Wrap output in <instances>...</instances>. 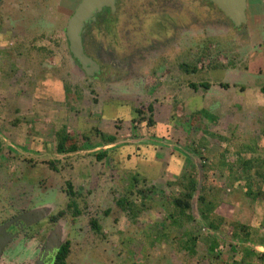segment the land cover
<instances>
[{"label": "rangeland", "instance_id": "374dc122", "mask_svg": "<svg viewBox=\"0 0 264 264\" xmlns=\"http://www.w3.org/2000/svg\"><path fill=\"white\" fill-rule=\"evenodd\" d=\"M79 1H0V219L9 215L4 210L20 208L18 199L30 207L44 198L62 203L70 181L81 192L84 212L69 224L68 264H205L214 258V264H237L242 249L253 245L232 239L228 226L217 235L200 220L172 226L164 202L178 194L172 184L201 155L215 162L222 153L230 165L239 150L246 157L264 156V0L248 1L240 31L222 15L194 19V6L200 11L203 0L193 1L187 23L178 0H125L127 17L118 29L125 47L112 55L106 79L85 76L68 51L64 29ZM132 26L142 30V41L133 42ZM160 51L166 55L158 56ZM180 64L197 72L187 74ZM191 82L210 87L193 90ZM64 85L75 95L65 98ZM141 104L153 105L154 126L136 118L134 108ZM202 109L217 123L202 115L190 126V115ZM64 126L72 136L89 137L90 149L58 154L55 132ZM97 130L117 141L102 146ZM104 151L98 161L96 154ZM42 161H57L59 172ZM212 179L220 186L216 215L257 226L262 235L264 201L246 198L226 171ZM148 189L141 201L138 190ZM119 198L141 208L137 218L117 207ZM90 218L99 221L104 238L92 232ZM187 232L197 238L194 256L182 248ZM213 239L218 247L211 253ZM247 262L260 264L257 258Z\"/></svg>", "mask_w": 264, "mask_h": 264}, {"label": "trees", "instance_id": "16d2710c", "mask_svg": "<svg viewBox=\"0 0 264 264\" xmlns=\"http://www.w3.org/2000/svg\"><path fill=\"white\" fill-rule=\"evenodd\" d=\"M182 2V6L180 8L186 13V23L188 22V12L192 11L193 4H195L194 0H178ZM116 11L112 14L109 8H104L101 12L97 13L94 21H90L87 23L84 33L82 35L83 48L86 54L89 56L97 53L98 51L104 52V54L110 60L112 55H117L121 51L124 50V41L121 38V33L119 32V27L127 17V12L125 11V0L118 1L116 3ZM181 5V4H180ZM198 6H194V11H197L194 19L200 20L203 15L205 17L222 15V13L210 2L203 0L202 4H200V11L197 9ZM223 16V15H222ZM153 16H150L152 19ZM193 20V19H192ZM190 22V21H189ZM183 23V22H182ZM245 28V24H242L238 29L239 31ZM140 28L138 26H132L130 30V36H132L133 42L135 40L142 41V38H137L141 34ZM150 32V31H149ZM150 33H155L150 32ZM156 36V35H155ZM142 39V40H141ZM44 49V48H41ZM106 58V57H105ZM180 70L187 74H194L197 72L195 66H191L189 64H180ZM111 69V67H109ZM102 73V72H101ZM103 75V74H102ZM109 76L107 70L104 72L103 79H106L105 76ZM222 88H227V85L220 84ZM189 87L193 90H198L202 88L204 91L209 89V85L205 82L201 83H189ZM64 96L65 98H70L72 95H75V91L64 85ZM262 94H264V86L260 88ZM134 113L139 122H146V125L152 127L155 125L153 120V105L152 104H141L134 108ZM204 115L207 119L209 118V122L217 123V118L215 116H211V113L205 109L199 110L198 112H194L189 117V125L195 127L196 122L199 121L201 117ZM146 116H148L146 118ZM135 119V118H134ZM133 119V121H134ZM98 134L102 146L112 145L117 141V137L115 135H106L100 132L95 131ZM211 137L218 139L219 141H223L228 143L229 140L217 134H210ZM55 151L58 154L66 155L71 153H76L82 149H90L89 137L81 136H72L67 132L66 127H61L59 130L55 132ZM242 149V148H240ZM247 151L249 153H253L254 150L248 148ZM107 155V152H100L96 154V159L98 161H102L104 157ZM219 159H215V162H211L205 155H201V168L203 172V180L200 188V192L198 195L197 207L199 216L204 223V225L211 229L214 232L220 231L224 226H228L231 231H227V234L232 237V239L240 240L243 243L250 244L253 246H263L264 247V233L260 235L259 229L257 226L252 225H244L236 222H227L226 219L219 217L216 215L215 211L217 207L220 205L221 200L219 197L220 186L215 184V181L212 179V176L218 171H226L228 172V176L230 179V185L240 187L244 196L252 201L262 199L264 201V156H242V151L239 150L235 153L236 163L235 165L228 164L224 155L221 153ZM28 163H31L32 160H26ZM34 162V161H33ZM41 163L45 164L50 170L59 172L57 167V161H42ZM233 166L238 167L235 171ZM2 168V166H0ZM139 176H132V184H137L139 182ZM197 167L190 166L185 173L176 180L175 185L178 188V194L174 196H169L164 202V209L166 210L167 218L170 221L172 226L180 223H189L193 222L194 218L192 216V199L196 191V186L198 183L197 180ZM145 181V180H144ZM153 189V188H151ZM151 189L148 190H138V194L140 195L141 201H145L148 198L149 193L152 192ZM64 194L70 200V203L67 205L68 212L74 218L79 217L83 214L84 210H80L78 205L73 201L75 198L81 197V193L74 190V187L70 181H66V186L64 190ZM64 197V196H63ZM49 199V198H48ZM52 200V199H51ZM43 202L46 204L37 205L35 209L47 208L50 209V216L55 210L57 202L54 201L53 204L47 199H43ZM141 207L144 206V202H140ZM116 205L118 208L129 214L133 219L137 218L138 213L141 208H137L134 202H130L126 198H120L116 200ZM108 214V211L104 212V216ZM47 216V217H48ZM63 216V213H58L54 215V220L56 221L58 218ZM264 226V221L262 222ZM262 224H258L260 228ZM89 225L92 232L104 238L103 230L101 225L99 224L96 218L89 219ZM186 239L182 241V248L188 253L190 256H194L196 254L197 247V238L192 234L187 232L185 234ZM218 247L217 240L213 239L208 247L211 253ZM71 251L69 248V242L57 253V264H66V260L68 259ZM240 261L237 264H251L247 261H251L254 258H257L260 264H264V253L258 252L254 249H242L240 253Z\"/></svg>", "mask_w": 264, "mask_h": 264}, {"label": "flooded vegetation", "instance_id": "af4514ba", "mask_svg": "<svg viewBox=\"0 0 264 264\" xmlns=\"http://www.w3.org/2000/svg\"><path fill=\"white\" fill-rule=\"evenodd\" d=\"M118 1L119 0H116L115 4ZM102 10H104V8ZM174 44L175 43H173V45ZM168 46V42L164 43L162 44V49H165ZM100 54L103 55L101 56ZM157 54L158 56L166 55V53H163V51H160ZM104 56L106 58H104ZM89 57L92 58V60H94L99 67V70L96 71L93 76H91L95 79H97V76L99 75H104V72L107 70V68L112 66V60H114L113 56H111L109 60L108 57L101 51H98ZM82 73L85 76H88L85 72L82 71ZM125 73L126 72L123 71L120 74L125 75ZM77 192L81 193L80 191ZM80 199L82 200V203H84V199L82 197H77L73 199V201L78 205L80 210H83V208L80 206ZM26 201H20V199L15 200L14 204H19L20 208L14 210L13 213L9 212L11 209L4 210L3 213L5 215H9L0 219V226L4 227L2 230L0 229V240H7L5 246L0 251V264H57V253L68 242L71 251L69 224L71 223L70 225L73 226V222H75V220L78 218L71 216L69 219L71 222H69L66 218V216L70 214L67 209V205L70 203V200L64 194V200L62 203H57L56 210L46 219L37 222H33L32 218L34 214L32 213L30 214L29 218L27 217L24 220L19 219L20 216L27 215L28 212L35 210L34 208L37 206L35 204V206L30 207L26 204ZM38 204L43 205L46 204V202H40ZM58 213H63V216L55 221V217L53 216L57 215ZM62 234L63 236L64 234L66 235L62 237ZM8 235L9 238H6ZM67 261L68 259L66 260V264H68ZM213 262H216L215 258L214 261L211 262L210 260H207L205 264H214Z\"/></svg>", "mask_w": 264, "mask_h": 264}, {"label": "water", "instance_id": "95a60500", "mask_svg": "<svg viewBox=\"0 0 264 264\" xmlns=\"http://www.w3.org/2000/svg\"><path fill=\"white\" fill-rule=\"evenodd\" d=\"M115 1L116 0H80L79 3L74 8L72 14L69 16L64 29L67 47L71 58L75 61L78 68L83 72H85L90 77L93 76L95 72L99 70V67L98 64L94 60H92V58L86 55L83 48L82 35L84 33L87 23L90 21H94L95 15L99 13L103 8L105 7L109 8L112 14L116 11ZM205 1L212 3L222 13V15L227 20H229V22L232 23L234 26L240 27L242 24L247 23V8H248L249 0H205ZM195 165L197 167L198 183L196 186L195 194L192 199L191 213L195 220L202 221L199 216L198 207H197L198 195L203 180V172L201 168L200 159L195 161ZM49 212L50 209L47 208L35 209L32 210L31 212H28L27 215L20 216L19 219L24 220L27 217L29 218L30 214L32 213L34 214L32 218L33 222L42 221L47 218ZM3 228L4 227L0 226L1 230ZM205 230L211 234H216V235L218 234V232H214L211 229L207 228L206 226H205ZM6 238H9V235L6 236ZM6 241H7L6 239L0 240V251L5 246ZM254 247H255L254 249L257 250L256 246Z\"/></svg>", "mask_w": 264, "mask_h": 264}, {"label": "crops", "instance_id": "0c3cea01", "mask_svg": "<svg viewBox=\"0 0 264 264\" xmlns=\"http://www.w3.org/2000/svg\"><path fill=\"white\" fill-rule=\"evenodd\" d=\"M184 158H185V157H184ZM169 160H170V158H169ZM169 160H168V161H169Z\"/></svg>", "mask_w": 264, "mask_h": 264}, {"label": "built area", "instance_id": "2783aa9c", "mask_svg": "<svg viewBox=\"0 0 264 264\" xmlns=\"http://www.w3.org/2000/svg\"><path fill=\"white\" fill-rule=\"evenodd\" d=\"M228 191H230V190L228 189Z\"/></svg>", "mask_w": 264, "mask_h": 264}, {"label": "clouds", "instance_id": "9594fccd", "mask_svg": "<svg viewBox=\"0 0 264 264\" xmlns=\"http://www.w3.org/2000/svg\"><path fill=\"white\" fill-rule=\"evenodd\" d=\"M262 247V246H261Z\"/></svg>", "mask_w": 264, "mask_h": 264}]
</instances>
